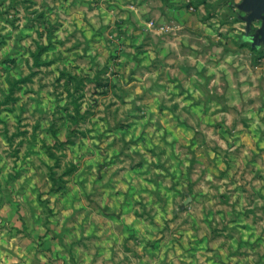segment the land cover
Segmentation results:
<instances>
[{"label": "rangeland", "instance_id": "obj_1", "mask_svg": "<svg viewBox=\"0 0 264 264\" xmlns=\"http://www.w3.org/2000/svg\"><path fill=\"white\" fill-rule=\"evenodd\" d=\"M127 1L0 0V264H67L65 252L73 261V251L96 247L98 234L121 233L128 195L121 165L138 153L134 216L188 250L195 249L191 236L205 235L197 244L213 264L221 249L229 254L224 264H264V43L252 47L249 39L261 21L245 34L240 0L231 2L238 30L230 25L237 32L223 40L233 49L243 43L236 57L249 59L242 72L255 92L240 99L241 111L211 115L217 126L210 125V136L225 144L210 147L215 177L195 181L193 192L171 175L170 168H182L170 155L165 167L155 159L169 151L156 144V115L138 112L163 103L127 97L148 85L135 36L123 26ZM176 181L177 195L160 190ZM192 197L211 207L191 208ZM177 260L196 263L188 254Z\"/></svg>", "mask_w": 264, "mask_h": 264}, {"label": "crops", "instance_id": "obj_2", "mask_svg": "<svg viewBox=\"0 0 264 264\" xmlns=\"http://www.w3.org/2000/svg\"><path fill=\"white\" fill-rule=\"evenodd\" d=\"M233 1L203 0L199 5H189L188 8L178 6L175 3L177 0H128L127 6L124 5L123 26L126 33L135 36L139 57L137 64L148 84L143 89L127 91V97L157 99L163 103L152 107L141 105L138 112L156 115L154 124H158L161 132L156 144L168 147L169 151L163 154L162 150L157 153L152 149L153 153L156 152L155 159L162 162L161 167H165L162 160L170 155V161L182 168L181 171L177 170V166L170 168L171 175L185 178L184 185L190 189L196 187L195 181H198L197 185L200 179L206 183V180L215 177L213 166L216 159L210 147L225 144L223 139H212L210 136V125L214 120L211 115L226 112L231 107L241 111L240 99L255 92L249 77L242 72L243 66H250L249 59L236 57L235 51L241 52L243 43H237L238 50L233 49L234 44L223 40L226 34L234 36L233 32L238 30V25L232 21ZM130 2L136 3V7ZM232 24L237 27L233 32L229 29ZM253 81L257 84L256 79ZM160 113L167 117L157 121ZM214 126L217 124L211 125L213 129ZM131 156L124 157V164L121 165L122 180L128 194H122V232L98 234L95 236V248L73 251L74 263H71L70 252H65L67 264H179L177 257L186 254L195 258L196 263L192 264H213L210 251L199 248L197 244L207 239L205 235L191 236L195 249L188 250L180 247L172 234L157 235L152 221L134 216L135 211L140 209L135 200L134 178L142 170L140 164H143V157L139 153ZM160 175L161 172L159 178ZM168 186L160 190L177 195L182 188L177 181ZM199 204L193 197L189 203L191 208ZM200 206L205 210L211 207L205 202ZM145 224L146 227H143ZM219 253L221 257H218L217 264H224L228 252L221 249Z\"/></svg>", "mask_w": 264, "mask_h": 264}, {"label": "water", "instance_id": "obj_3", "mask_svg": "<svg viewBox=\"0 0 264 264\" xmlns=\"http://www.w3.org/2000/svg\"><path fill=\"white\" fill-rule=\"evenodd\" d=\"M238 7L245 12L243 18L246 20L245 34L251 29L254 20H260L261 24L249 37L252 47L264 43V0H240Z\"/></svg>", "mask_w": 264, "mask_h": 264}]
</instances>
